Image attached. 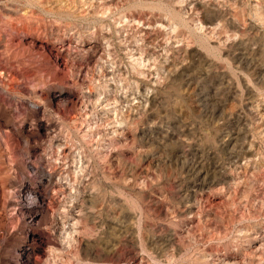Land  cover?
I'll return each instance as SVG.
<instances>
[{"label": "rangeland", "instance_id": "obj_1", "mask_svg": "<svg viewBox=\"0 0 264 264\" xmlns=\"http://www.w3.org/2000/svg\"><path fill=\"white\" fill-rule=\"evenodd\" d=\"M0 264H264V0H0Z\"/></svg>", "mask_w": 264, "mask_h": 264}]
</instances>
